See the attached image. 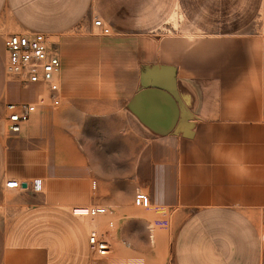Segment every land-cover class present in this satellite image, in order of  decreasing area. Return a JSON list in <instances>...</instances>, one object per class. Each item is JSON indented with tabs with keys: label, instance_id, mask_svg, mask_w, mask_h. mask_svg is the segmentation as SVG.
<instances>
[{
	"label": "crops",
	"instance_id": "crops-1",
	"mask_svg": "<svg viewBox=\"0 0 264 264\" xmlns=\"http://www.w3.org/2000/svg\"><path fill=\"white\" fill-rule=\"evenodd\" d=\"M95 1L0 0V264H262L264 0H100L108 27L172 26L160 24L162 4L189 27L231 29L168 35L156 51L94 33ZM16 29L57 37L61 59V106L38 105L19 134L8 105L48 91L7 71ZM12 179L22 187L7 189ZM137 189L154 212L131 215L170 214V245L163 228L156 243H126L120 221ZM95 206L112 214L99 228L119 221L110 257L90 248L95 219L72 213Z\"/></svg>",
	"mask_w": 264,
	"mask_h": 264
},
{
	"label": "built area",
	"instance_id": "built-area-1",
	"mask_svg": "<svg viewBox=\"0 0 264 264\" xmlns=\"http://www.w3.org/2000/svg\"><path fill=\"white\" fill-rule=\"evenodd\" d=\"M95 29L103 35H110L111 29L104 22L96 18L93 22ZM6 53V68L10 74L21 75L29 84H43L47 86L48 93L41 95L36 103L10 104L8 105V123L10 130L19 134L23 125L36 111L38 105H46L51 99L54 107L61 106L58 97L60 92L59 73L61 70V59L59 46L55 48L51 44V36L41 32L27 31L8 35L4 41ZM22 184L15 179L6 182L7 189H19ZM34 188L41 190V181H35ZM134 203L141 208L150 207L151 200L143 191H137ZM105 207H80L73 209L75 217L83 219H95L107 214ZM90 248L102 257H110L114 249L108 235H101L97 231H91L89 235Z\"/></svg>",
	"mask_w": 264,
	"mask_h": 264
},
{
	"label": "rangeland",
	"instance_id": "rangeland-1",
	"mask_svg": "<svg viewBox=\"0 0 264 264\" xmlns=\"http://www.w3.org/2000/svg\"><path fill=\"white\" fill-rule=\"evenodd\" d=\"M95 5H93L91 9V20L92 23L96 18L101 19L104 24L106 25L107 22L103 20V18L100 16L101 10L103 9V4L100 0L95 1ZM119 4H114V7L117 8L119 7ZM167 5H162L159 4L158 7L159 9L164 7L165 10L164 12H159V20L160 24L169 22L170 25L172 26H162L160 27H136V28H120V27H110L111 29V36H121V37H127L129 38H135V45L137 48L142 47V49H146L148 51H156V46L160 44V42L166 38V36H184L188 39H196L197 37L201 35H206V34H215V33H220V32H226L230 31L231 29H221V28H198V27H189L186 22L184 21L185 18L182 15V12L178 10V6L175 7L174 10H169V12L166 11ZM121 7L124 8L123 5ZM170 7V6H169ZM83 27H78L75 29L73 32H69L66 35H77ZM252 31H255L256 29H251ZM27 31H35L32 29H23V30H18L16 29L14 33L18 32H27ZM79 31V32H78ZM92 31L96 34H99L100 31L93 28ZM134 42V40H132ZM193 41V40H191ZM51 44L55 48V45L59 46L58 44V38L55 36H51ZM144 55V54H143ZM157 68V67H155ZM35 183V182H34ZM137 191H143L146 194H149V192L145 189H137L135 191V194ZM106 208V207H105ZM134 209V211H145L149 212L153 211L152 210V205L148 208H140L134 204L127 205L126 206V211H127V218L123 219L120 221V225L122 227H125L127 229H130L131 235L127 236L125 238L126 243H129V239H136V240H143V242H149L150 244H153L154 242L156 243L157 240V231L159 228H163L165 232V241L167 242L168 245H170L173 241L174 238V229L176 228V221H171V215L165 213V218L164 220H156L151 217H138L135 215L133 217L130 213V210ZM107 214L112 215L110 209H107ZM130 213V214H129ZM156 213V212H155ZM157 214V213H156ZM262 215V214H259ZM100 217V216H99ZM95 218V222H93L91 225L95 230H100L101 233L108 234L110 233V236L108 238L110 239V242L116 245L118 242V238L115 236V231L112 229L113 227H116L118 225L119 221H116V223L112 226V228H99L100 223L103 219L100 217ZM82 221L85 223H89V219L83 218ZM256 224L258 225L259 229L263 233V238H264V218H258L255 219ZM146 230V235H143L139 230ZM167 233V234H166ZM124 240V239H123ZM263 261L262 264H264V252H263Z\"/></svg>",
	"mask_w": 264,
	"mask_h": 264
},
{
	"label": "water",
	"instance_id": "water-1",
	"mask_svg": "<svg viewBox=\"0 0 264 264\" xmlns=\"http://www.w3.org/2000/svg\"><path fill=\"white\" fill-rule=\"evenodd\" d=\"M160 78V76L159 75H154L153 77H152V80L150 81V82H148V84H150V85H155L158 81V79ZM173 82H171V84H172ZM168 89H172V90H174V86L173 87H170V88H168Z\"/></svg>",
	"mask_w": 264,
	"mask_h": 264
}]
</instances>
